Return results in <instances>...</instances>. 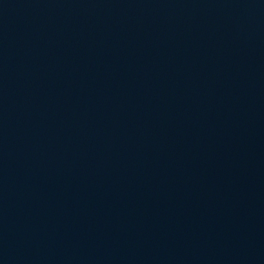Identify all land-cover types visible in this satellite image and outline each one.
Wrapping results in <instances>:
<instances>
[{
  "label": "water",
  "instance_id": "95a60500",
  "mask_svg": "<svg viewBox=\"0 0 264 264\" xmlns=\"http://www.w3.org/2000/svg\"><path fill=\"white\" fill-rule=\"evenodd\" d=\"M0 264H264V0H0Z\"/></svg>",
  "mask_w": 264,
  "mask_h": 264
}]
</instances>
